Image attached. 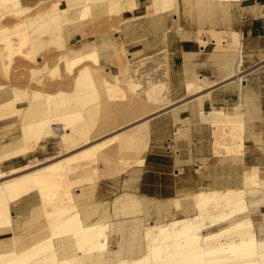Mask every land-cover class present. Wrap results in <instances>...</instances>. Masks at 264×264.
<instances>
[{"label": "crops", "instance_id": "crops-1", "mask_svg": "<svg viewBox=\"0 0 264 264\" xmlns=\"http://www.w3.org/2000/svg\"><path fill=\"white\" fill-rule=\"evenodd\" d=\"M40 1L48 0L20 3L33 6ZM150 3L118 0L117 12L104 2L95 4L81 23L62 28L64 38L78 43L67 47L68 52L97 50L99 64L108 71L105 77L120 72L115 55L120 48L140 62L164 54L167 63L169 104L146 119L149 137L142 155L133 152L139 156L117 160L120 164H97L98 180L92 189L84 185L74 193V200L88 211L83 212L90 216L87 221L110 215L120 194L136 197L146 208L159 205L163 215L179 218L193 209L190 195L243 190L246 176L256 172L261 188L245 190V198L253 228L254 222L264 235V0H176L155 13L148 10ZM66 4L58 0L59 7ZM0 87L1 105L11 95L2 74ZM193 98L201 100L195 115L189 109ZM218 109L229 123L240 125L234 134L241 137V147L230 127L217 122L212 111ZM52 143L42 140L27 155L48 154ZM27 155L3 162L16 167ZM123 161L139 163L125 166ZM19 199L9 205L11 226L2 237L21 234L39 203L34 192ZM174 199H179L178 208L170 204Z\"/></svg>", "mask_w": 264, "mask_h": 264}, {"label": "bare ground", "instance_id": "bare-ground-1", "mask_svg": "<svg viewBox=\"0 0 264 264\" xmlns=\"http://www.w3.org/2000/svg\"><path fill=\"white\" fill-rule=\"evenodd\" d=\"M175 1L151 0L147 8L154 13L164 11L171 8ZM103 2L108 9L110 8V11L111 7L119 10L117 8L118 0H68L66 9H62L60 13L59 27L63 28L66 25L79 23L81 16L88 12L91 6ZM0 6L7 10V13L10 11L20 14L25 10L20 0H0ZM70 8L72 9L70 10ZM66 12L70 13L63 14ZM26 28L21 26L16 28L14 32L19 34L18 43H8L4 49L6 55L4 52L1 54L9 62L13 51L25 42L26 37L21 33L25 32ZM84 51L76 53L66 51L65 54L53 61L50 74L55 73L56 77H60L64 71L72 70L83 60ZM94 54V67L74 72L70 90L58 89L57 84L55 85L56 81L50 88L49 94L15 93L12 91V97L0 105V120L8 121V112L16 110L19 113L22 106L19 124L23 133L33 131L37 135L45 126L55 123L53 137L57 138L59 152L67 154L79 150L74 159L71 155L45 167L16 176L15 174L28 168H34L41 163L33 159L23 167L7 171L6 175L0 171V178L11 176L7 181L0 183V235L11 226L10 203H14L31 192L40 195L41 203L31 209L29 220L32 222L33 218L37 217V213L45 212L48 225L45 229L47 234L43 230L33 234L24 231V233L12 234L8 237L0 236V264H264V240L256 238L248 214L249 205L245 198V190L236 189L224 192L200 191L194 193L189 196L192 208L196 213L194 217L174 219L166 224H152L149 227H144L141 236L145 248L141 257L136 258L126 254V256H120V254L118 256L116 251L115 256H117H113L114 259H112L114 261L102 257L107 246L110 224L107 220H103V217L87 221L90 216L80 215L88 211L75 205L72 188L77 183L82 186L83 178L74 181L70 179V176L81 167L91 168L92 173L96 175L95 166H97L98 155L114 145H118L122 149L131 145L133 148L136 147L138 154H141L144 147L147 146L149 136L145 120L135 123L143 118L135 117L136 108L139 106L131 108L132 104L131 106L123 104L129 106V109L123 111L121 109L119 113H124V117L134 120L133 125L126 131L106 137L108 134L116 132V129H120L118 127L121 126L119 122L120 125L116 124V117L111 114L112 104L116 106L117 98L123 94V87H126L125 91L131 94L143 90L148 95L147 102L152 107V104L157 102L158 95L168 92V85L167 63L164 59L155 56L151 58L152 60L148 59L135 64L136 69L127 63L122 66L118 74L111 77V80H107L100 71L96 49ZM123 55L126 56L124 52ZM198 90H200L199 87L195 88V92ZM23 99L24 102L21 101ZM200 101L193 98L189 103L192 115L198 112L196 110H198L197 106ZM166 102L164 101L162 106L158 103L161 107L155 112L166 107ZM21 103L23 104L20 105ZM90 103L93 106L90 107ZM87 104L89 107L86 108ZM125 106H123L124 109ZM212 113L218 120L229 123L228 116L221 109L213 110ZM131 115H134L133 117L137 120L131 118ZM121 117L122 121L126 119L123 120L124 117ZM238 126L240 125L238 124ZM93 138L101 139V141L88 145ZM238 138L240 142L238 146L241 147L242 139L239 136ZM11 147L15 153L22 150L21 139L12 145H5L0 153V158ZM30 152L28 151V153ZM71 159L77 161L78 164L72 166ZM138 163L139 161H123L125 166ZM257 177L256 172L248 174L244 186H250L249 189L252 187L261 188ZM49 189H55L51 196H47L46 193ZM135 198L128 194H121L113 199L112 207L129 216L138 210L139 201ZM178 200H170V204L178 208ZM94 207L91 203L90 210H93L91 212H95ZM114 213L116 215L117 211ZM83 215L86 214L83 213ZM54 217H57L55 221L52 220ZM43 223L45 224V222ZM128 227L130 226L128 225ZM131 227L129 229L132 231L136 229V225ZM131 233V236L135 237L133 236L135 232Z\"/></svg>", "mask_w": 264, "mask_h": 264}, {"label": "rangeland", "instance_id": "rangeland-1", "mask_svg": "<svg viewBox=\"0 0 264 264\" xmlns=\"http://www.w3.org/2000/svg\"><path fill=\"white\" fill-rule=\"evenodd\" d=\"M67 2H68V0H67ZM56 5H58V0L40 1L33 6L22 5V7L25 10L20 14H15V13L10 12V11H8V13H7V10L3 9L0 6L1 7L0 8V32H1V34H0V50H1V52H0V74H2L5 77L6 86L8 89H10L11 94L13 92H15V93L38 92V93H43V94H49L50 88L52 87V85L56 81L57 82L55 83V85L57 84L58 89L63 90L66 88L67 90H70L71 86H72V81L74 78V72H77L78 70L83 69V68H91V67L93 68L94 67L95 63H94L93 57L95 55L94 54L95 48H87V49H85L84 54L82 56L83 60L77 66L73 67L72 70L64 71V74H62L60 77H56L55 73L50 74L51 68L53 65V61L56 58H59L61 55L65 54V52L67 51V47H69L71 49V48L77 47V45H78V43L73 41V39L68 40L62 36V28L59 27L58 24L61 22V20L59 19L61 17L60 13H61L62 9H66L67 5L63 6V7H59V6L56 7ZM71 9L72 8H70V10ZM112 10H115V11H112ZM109 11H110V8H109ZM111 11L117 12V9L115 7H111ZM69 13L70 12H66L63 14L67 15ZM86 13L89 14V11ZM86 13H84L81 16L82 18L80 17L81 19L79 18L80 21L84 20L85 17H87ZM80 21H79V23H81ZM19 26L25 27V28L27 27L25 32L21 33V34H24V36L26 37V40H25V42H23L21 47H19L15 51H13L14 53L11 55L10 62H9V60L6 59V57L4 58L1 54L4 52L6 55V50H4V49L6 48V45L8 43H18L19 34L15 33L14 31ZM121 51L126 53V51H124L120 48V49H118V51H116V54H115L117 61H118V64H117L118 68H119L118 71L121 70L122 66H124L127 63L131 64V66L135 68V64L141 61L138 57H131V58L128 57L127 53H126V57H125L121 53ZM155 56H156V58L166 60L164 54H161L160 56L159 55H155ZM138 60H140V61H138ZM149 60H152V59L150 58ZM157 61H159V60H157ZM99 66H100V71H102L101 72L102 75L105 77V75L107 74L108 71L106 69L104 70V68L100 64H99ZM40 69H42V70H40ZM112 73H115L114 75L118 74L115 71ZM105 78L107 80H111V78L110 79L107 77H105ZM1 88L2 87H0V89ZM125 89H126V87H123V94L117 98L116 106H115V104H112L113 106H112V110H111V114H113L116 117V124L121 123V126L118 127L120 129H118V130L116 129V132L108 134V136H106V137H109L110 135H113L115 133H120L121 131H126V129H128L131 125H133L134 120H131L130 118L127 119L126 117H124V113H119L121 109H122V111L127 110V109H129V106H131V104H132L131 108H133V107L136 108L138 105L139 107L136 108L137 112L135 114V117L139 118L141 116L140 119L143 117L138 122H135V123H139L143 120L146 121V119L151 114L155 113V110L160 108L163 105L164 101L166 102V100L168 99V97H167L168 92H166L164 94L162 92L160 95L157 96L158 97L157 102L152 104L153 106L151 107V105L147 102L148 95H146V93L143 90H139V91L133 92L131 94L130 92L127 93L125 91ZM124 93H126V94H124ZM11 97H12V95H10V97L8 99H10ZM125 97H126V99H125ZM21 101L24 102V99ZM123 101H126V102H123ZM158 103L161 106H159ZM22 104L23 103H21L20 105H22ZM123 104H125V105L129 104V106H125ZM133 104H136V105H133ZM166 104L167 105L169 104V100L166 102ZM87 105L85 106L86 108L89 107V105L88 106ZM91 106H93L92 103H90V107ZM123 106H125V109ZM121 107H123V108H121ZM22 110H23L22 106L20 108L19 113L16 110H10L8 112L9 120L0 122V153H2V149L5 145H7V144L12 145V144L16 143V141H18L19 139H21V142H22V150H19L17 153H15V151L13 150V147H11V148H9V150L6 152L5 155L1 156V158H0V171H2V173L4 175H6V172L9 170H12L15 168H20V167H23L24 165L29 164L30 161L33 159H36L41 164L38 166H35L34 168H28L22 172H19L18 174H15V176L19 175L21 173H27L29 171H32L33 169H39L41 167H45L51 163H54L56 161H59L60 159L69 157L71 155H73V159H74V157L77 156V153L79 152V150H74V151L67 153V154H62L59 152L60 147L57 144V138L53 137V134L55 133V123H51L48 126H45L37 135L34 134L33 131L23 133L22 130L20 129V124H19L20 112ZM112 111H114V112H112ZM139 112H141V113H139ZM120 114H121V116L124 117L123 120L126 118L124 121H122V119H121L122 117L120 116ZM139 114H141V115H139ZM131 116H132L131 118H135V117H133L134 115H131ZM137 118H135V121L137 120ZM215 118H216L218 123L225 124L226 126L230 127V129L232 131L231 132L232 138H237L239 140L238 136H236L234 134L235 131L239 128V126L237 124L227 123V122L218 120L217 117H215ZM129 119H130V121H128ZM126 121H128V122H126ZM77 125H80V124H77ZM226 126H223V128ZM24 136H25V138H24ZM48 138L50 141L53 142L51 144L52 151L50 153L45 154V155H40L38 158H33L30 155H27L28 151H32V149H34V147L40 141L46 140ZM102 140H103V138H102ZM98 141H101V139L97 140L96 138H93L90 140V144H88V145H92L93 143H96ZM125 148L122 149L118 145L111 146L108 150H106L102 154L98 155L97 164H101V162H109L110 164H116V163H118L117 160H119V159H125V158H129L132 156H139V155H134V153H133V152L137 153L136 147L133 148L131 145H129V146H126ZM144 150H145V147L141 153H143ZM24 155H27V157L25 159L17 162V165H15L16 167H12V166H10V164L3 162L6 160H9V159L16 158L19 156H24ZM140 155H142V154H140ZM73 159H71L70 163L72 166H76L78 164V162L73 160ZM103 164H105V163H103ZM118 164H120V163H118ZM95 168L97 169V166H95ZM3 177L4 178H0V183L7 181L8 179L11 178V176H8V177L3 176ZM80 178H83V180H81L82 182H84V183H82L83 187L80 186V184H78V183L73 185V188H72L73 189V192H72L73 198H74V193H76V192L80 193V191H82V189L84 188V185H86L88 187V189H92L95 182L98 180L97 172H96V175H94L92 173L91 168H84V167L78 168L76 170V172L70 176V179H72L74 181H79ZM85 178H88V179H85ZM244 187L245 188L243 190H247V189H249L250 186H244ZM199 190H204V189H199ZM53 191H55V189L47 190L46 191L47 196H51ZM37 195L39 198V203H38V205H39L41 203V197L39 194H37ZM118 196L119 195H117L116 197H118ZM73 201H74V199H73ZM74 203L77 207H79L75 201H74ZM93 207H94V204H93ZM108 207H109V204L107 205V208ZM94 209H95V207H94ZM90 211H93V210H90ZM115 211H117V213H116L117 216L114 213ZM138 211H139L140 215H138V216L137 215H131V216L127 217L126 215L122 214L120 212V210L118 212V210H115L112 207L111 214L110 215L108 214L106 217H103V220H107L110 224L109 228H108L106 250L103 252V255H102V257L104 259H106V260L109 259V261H110V260L114 259V257H116L117 255L119 256V254H120V256L126 254V255H129L132 257L134 256L136 258H139L142 256V253H143L142 251L145 248L143 246L145 244H144V241H143L142 236H141V232L144 229V227H149L152 224H166V223L171 222L174 219H182L185 217L191 218V217H194L196 214L193 209H189V210L184 211L185 215H183V217L174 218V217H170L167 215L166 216L162 215L163 214L162 209H160L159 207L157 208V206L146 208L145 204L139 205L138 210L135 212H138ZM120 213H121V215H120ZM80 215L84 217L83 213H81ZM115 217H117V218L120 217V219L115 220V221L114 220L111 221V218H115ZM55 219H57V217H54L52 220L55 221ZM101 219H102V217H101ZM46 220L47 219L45 217V212L37 213V217L33 218L32 222L30 221L29 223L25 224V227L23 229V233H24V231H27V232H32V234H33L36 231L40 232V231L44 230L45 234H47V231L45 230L46 227L48 226L46 223ZM139 220H140V222H139ZM43 222H45V224ZM133 222H134V224H133ZM31 223L33 224V226ZM115 224H116V226H115ZM253 224H254L256 236L258 238H264V235H262L260 233V231L257 230V227L255 226L254 222H253ZM128 225L130 227L136 225V229L134 231H132L131 230L132 227H131V229H129L130 227H128ZM36 227H38V228H36ZM139 229H141V231H139ZM123 230H124V232H123ZM109 231H110V233H109ZM131 232H133V233L135 232V234L133 235L135 237L131 236L132 235ZM137 233H138V235H137ZM0 236L2 237L4 235L1 234ZM140 237H141V240H139ZM122 238H123V240H122ZM121 245H122V247H121ZM123 248H124V250H123ZM120 249L123 251L119 253V251H121ZM127 249H130L131 251L130 250L128 251ZM115 251L117 253L116 256H115V254H116ZM126 252H129V253H126ZM105 255H106V257H105ZM112 261H114V260H112Z\"/></svg>", "mask_w": 264, "mask_h": 264}, {"label": "water", "instance_id": "water-1", "mask_svg": "<svg viewBox=\"0 0 264 264\" xmlns=\"http://www.w3.org/2000/svg\"><path fill=\"white\" fill-rule=\"evenodd\" d=\"M11 214V213H10Z\"/></svg>", "mask_w": 264, "mask_h": 264}]
</instances>
